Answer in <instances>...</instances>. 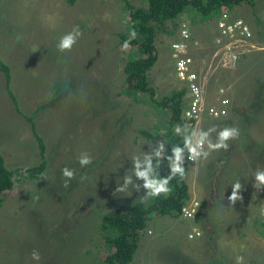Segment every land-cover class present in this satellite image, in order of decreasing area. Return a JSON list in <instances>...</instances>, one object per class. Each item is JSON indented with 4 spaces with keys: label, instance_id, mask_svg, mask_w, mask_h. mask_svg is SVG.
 <instances>
[{
    "label": "rangeland",
    "instance_id": "1",
    "mask_svg": "<svg viewBox=\"0 0 264 264\" xmlns=\"http://www.w3.org/2000/svg\"><path fill=\"white\" fill-rule=\"evenodd\" d=\"M129 1L145 5L144 0ZM194 15L188 6L182 18L156 31L157 59L147 72L155 99L181 85L170 49L181 24L189 32L190 55L206 66L217 15L208 20ZM74 28L81 33L76 44L59 52V39ZM119 32H127L119 0H0V58L9 67V88L20 111L14 109L0 72V154L5 168L39 162L26 116L32 117L45 145L41 175L29 180L17 173L0 201V264H93L96 259L103 264L99 214L126 211L135 201L148 203L142 200L146 190L116 188L126 173L132 174L131 159L153 146L137 130H151L165 114L152 110L145 98L134 101L121 93L122 68L134 49H122ZM207 87L208 94L223 87L228 108L221 117L202 116L189 134L235 127L239 136L228 142L227 151H213L206 160H185L182 180L189 197L198 201L196 215L184 220L155 214L139 234L130 264H231L222 255L224 249L250 253L243 264H264V187L257 192L252 186L255 171L264 169V45L253 40L234 67L211 71ZM211 138L215 142L216 133ZM82 153L92 158L87 167L78 162ZM64 168L74 172L68 187ZM132 180L143 183L134 175ZM237 180L242 201L232 206L227 198ZM193 225L200 236L188 240ZM33 251L39 260L32 259Z\"/></svg>",
    "mask_w": 264,
    "mask_h": 264
},
{
    "label": "trees",
    "instance_id": "2",
    "mask_svg": "<svg viewBox=\"0 0 264 264\" xmlns=\"http://www.w3.org/2000/svg\"><path fill=\"white\" fill-rule=\"evenodd\" d=\"M66 1L73 4L76 0ZM119 1L122 3L127 21V32L117 33L118 43L122 45L123 42L130 41L129 48L134 49L122 68L124 88L121 93L134 101L145 98L152 110H159L165 114L163 121H159V124L151 130L139 128L137 132L154 147L157 143L163 142L166 148L165 154L171 155L173 145L183 147L182 137L174 135L175 126H181L182 135L189 134L194 120L182 117L186 101V89L182 84L159 99L154 98V90L148 84L147 72L157 59L154 45L157 29L165 22L182 18L180 15L188 6L195 11L194 17L208 20L221 11L230 9L233 5L240 3L251 5L253 0H144V6H135L129 0ZM132 33H135V38H132ZM0 72L4 76V86L8 97L14 109L20 113L15 96L9 88V67L1 58ZM25 119L29 124L31 136L36 142L39 162L29 168L8 169L5 168L0 154V201L12 188L17 173H22L26 179L35 180L45 168L44 142L35 130L32 117L26 116ZM184 167L186 171L187 166L184 165ZM157 171L161 177L169 174L166 159L162 161ZM169 187L171 189L169 193L149 198L148 203L135 201L126 211L110 215L99 214V231L105 250L103 264H130L138 246L139 234L145 230L155 214L171 218L178 217L181 205L189 198L187 186L182 179L176 177L170 182ZM262 224L264 226V222ZM100 261L96 259L93 264H99Z\"/></svg>",
    "mask_w": 264,
    "mask_h": 264
},
{
    "label": "built area",
    "instance_id": "3",
    "mask_svg": "<svg viewBox=\"0 0 264 264\" xmlns=\"http://www.w3.org/2000/svg\"><path fill=\"white\" fill-rule=\"evenodd\" d=\"M214 22L216 34L209 49L206 66L200 58L197 63L190 55L188 51L190 36L184 23L178 28L179 38L170 45L175 77L186 89L182 117L192 119L194 123H198L202 116L217 118L226 113L229 100L225 89L215 87L212 93L208 94L207 83L211 78V71L234 67L239 58L253 47L249 27L240 17H231L227 10H223L215 17ZM187 156L185 153V160L191 162ZM197 208L198 201L195 197H189L181 205L178 216L184 220H191L196 215ZM261 215L264 219V200ZM199 236L197 227L190 228L186 234L188 240Z\"/></svg>",
    "mask_w": 264,
    "mask_h": 264
},
{
    "label": "clouds",
    "instance_id": "4",
    "mask_svg": "<svg viewBox=\"0 0 264 264\" xmlns=\"http://www.w3.org/2000/svg\"><path fill=\"white\" fill-rule=\"evenodd\" d=\"M81 35L78 29H73L71 32L63 35L57 44L59 52L64 53L71 51L73 45L76 44L78 37ZM132 38H135V33H132ZM130 46V41H125L122 44V49H127ZM187 127V124H185ZM194 129V128H193ZM182 128L180 125H176L174 128V135L182 137L183 147L179 145H173L171 147V155H166V148L163 142H159L153 147L149 145V151L143 152L141 156H134L132 161L131 175L127 173L122 177L123 183L117 185L116 192H125L128 190L129 185H132L133 190L140 192L146 190V194L142 196V200L149 198L159 197L162 194H167L171 191L169 185L170 182L179 177L183 179L185 177V153L188 154L187 159L196 162L200 159H207L213 151H219L221 149L227 151L229 148L228 142L234 140L239 136V129L235 127H224L217 131L215 127H210L207 131L202 129H194L190 134H181ZM212 133H216L215 142H213L211 136ZM167 160V167L170 170L169 174L165 177H161L157 171L161 167V163ZM155 160V164L153 163ZM81 167H87L92 163V158L87 153H82L78 159ZM135 176L137 180L142 181V184H134L132 176ZM62 176L65 178L64 187H68V181L74 177V172L68 168L62 169ZM41 179H46L41 177ZM82 180L84 177L81 178ZM253 188L257 192L264 187V169H257L254 173ZM232 193L227 198L229 205L234 206L238 201H242L240 195L242 191V185L237 180L232 184ZM32 259L39 260L40 255L38 252L33 251ZM236 264H243V257L236 258Z\"/></svg>",
    "mask_w": 264,
    "mask_h": 264
},
{
    "label": "crops",
    "instance_id": "5",
    "mask_svg": "<svg viewBox=\"0 0 264 264\" xmlns=\"http://www.w3.org/2000/svg\"><path fill=\"white\" fill-rule=\"evenodd\" d=\"M246 5H247V9H245L244 7ZM227 11L231 17H240L241 19H243L247 23L249 30L251 32L252 42L254 40L257 43H260V45H262L263 47L264 45V0H253L251 5H248L246 3H240L238 5H233L230 9H227ZM214 29H215V22H214ZM241 57H244V56H241ZM192 227H197V226L193 225L191 226V228ZM216 251L217 253H219L218 249ZM221 252L223 253L222 255H224L223 257L225 259H232L231 264H236L235 261L238 256L245 258L243 260H247L248 262H249L248 259L251 257V254L248 252H245L244 250L241 252L236 251V250H233L232 252H230L224 249Z\"/></svg>",
    "mask_w": 264,
    "mask_h": 264
}]
</instances>
